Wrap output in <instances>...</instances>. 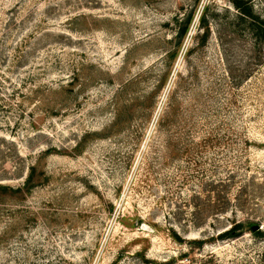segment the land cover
Returning <instances> with one entry per match:
<instances>
[{
  "label": "rangeland",
  "instance_id": "obj_1",
  "mask_svg": "<svg viewBox=\"0 0 264 264\" xmlns=\"http://www.w3.org/2000/svg\"><path fill=\"white\" fill-rule=\"evenodd\" d=\"M250 21L237 0H0V264H264Z\"/></svg>",
  "mask_w": 264,
  "mask_h": 264
},
{
  "label": "trees",
  "instance_id": "obj_2",
  "mask_svg": "<svg viewBox=\"0 0 264 264\" xmlns=\"http://www.w3.org/2000/svg\"><path fill=\"white\" fill-rule=\"evenodd\" d=\"M237 5L241 8L242 13L249 17L252 21H250L251 27L257 31V34L264 37V18H261L260 16L254 14L252 8L248 4H242V2L237 0ZM192 19V16L190 17V21ZM189 24L187 23L185 28H183V31L181 33V37H184L188 31ZM243 229L242 223L237 222L235 225H233L228 230H225L220 233L221 237H231L236 235L238 231ZM201 243V241H199Z\"/></svg>",
  "mask_w": 264,
  "mask_h": 264
},
{
  "label": "water",
  "instance_id": "obj_3",
  "mask_svg": "<svg viewBox=\"0 0 264 264\" xmlns=\"http://www.w3.org/2000/svg\"><path fill=\"white\" fill-rule=\"evenodd\" d=\"M253 229H258L260 227L259 224H256V225H252Z\"/></svg>",
  "mask_w": 264,
  "mask_h": 264
}]
</instances>
